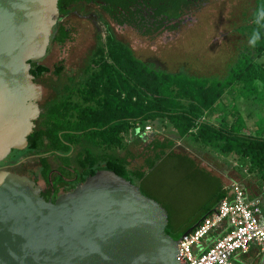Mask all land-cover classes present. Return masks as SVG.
<instances>
[{
	"label": "trees",
	"instance_id": "16d2710c",
	"mask_svg": "<svg viewBox=\"0 0 264 264\" xmlns=\"http://www.w3.org/2000/svg\"><path fill=\"white\" fill-rule=\"evenodd\" d=\"M202 1L59 0L58 11L62 18L77 4H94L116 25L149 35L174 30L181 18ZM255 1L248 24L250 49L231 66L223 79L160 70L142 62L128 46L108 35L91 58L86 77L75 82L74 88L68 89L61 99L45 104L27 138V147L21 151L13 150L10 153L13 161H2L0 166L15 164L25 156L37 157L41 176L48 183L51 178L48 155H53L65 166L60 167V171L63 173L64 170L67 178L76 176L70 166L74 165L79 171L78 178L72 180L64 192H70L100 170L113 171L136 184L143 180L145 171L129 168L128 140L135 134L137 124L142 129L149 123L165 120L179 136L191 133L196 126L197 137L215 147L219 140L230 141L223 152L231 153L232 150L235 155L245 157L253 169L264 172V136L248 133L239 120L226 129L212 126L203 119L206 112L229 96L264 89V66L254 61L264 52V0ZM53 30L52 40L58 44L62 45L70 38V31L60 21ZM30 65V74L35 81L50 72L38 61L30 62ZM61 72L59 66L53 70L57 76ZM120 152L125 153L121 156ZM164 155L165 151H162L150 161L146 165L148 170H153ZM55 181L66 185L62 177ZM51 195L49 190L46 195L41 194L46 201ZM225 195L224 191H218L204 208L203 215L210 214ZM169 226L168 221L165 232L174 240L192 227L177 233Z\"/></svg>",
	"mask_w": 264,
	"mask_h": 264
},
{
	"label": "water",
	"instance_id": "95a60500",
	"mask_svg": "<svg viewBox=\"0 0 264 264\" xmlns=\"http://www.w3.org/2000/svg\"><path fill=\"white\" fill-rule=\"evenodd\" d=\"M58 1L0 0V163L27 147L40 115L42 85L30 62L47 53ZM23 160L39 168L37 157ZM41 192L28 176L0 170V264H182L177 244L194 226L171 238L166 210L113 171L54 202Z\"/></svg>",
	"mask_w": 264,
	"mask_h": 264
},
{
	"label": "rangeland",
	"instance_id": "374dc122",
	"mask_svg": "<svg viewBox=\"0 0 264 264\" xmlns=\"http://www.w3.org/2000/svg\"><path fill=\"white\" fill-rule=\"evenodd\" d=\"M255 4V0H203L181 18L174 30L149 35L128 26L116 25L97 5L77 4L60 21L70 31V38L62 45L52 40L46 55L38 61L50 69L37 81L42 85L41 103L61 99L68 89L74 88L75 82L86 77L91 58L108 35H113L128 46L142 62L160 70L199 78L223 79L231 66L250 49L248 24ZM254 61L264 66V52ZM56 66L62 67L58 76L53 73ZM235 97L233 103L241 105L253 97L251 102L256 107L258 118L255 122L252 117L250 123H257L260 131H251L245 124L239 123L247 128L248 133L264 136V89L245 91ZM222 103L220 101L218 105ZM164 123L165 120L149 124L152 129L158 128L159 132L178 139L176 130L166 127ZM186 136V143L173 147V151L189 156L193 162L187 160L188 163H183L171 156L161 158L141 186L145 196L153 198L166 210L169 227L177 233L203 215L204 208L219 190L220 180L212 177L209 168L211 156L213 163H216V159L221 160L227 154L234 163L231 178L244 185L245 189L254 188V180H260V186L264 185V172L253 169L245 157L235 155L232 150L231 153L223 152L230 141L219 140L217 147H212L209 142L198 139L196 126ZM143 143L141 140L135 153L141 151ZM48 158L52 162V158ZM243 167L247 172L241 171ZM63 174L66 175L64 170ZM38 180L43 187L44 180L41 177ZM212 236L214 234L209 235Z\"/></svg>",
	"mask_w": 264,
	"mask_h": 264
},
{
	"label": "built area",
	"instance_id": "2783aa9c",
	"mask_svg": "<svg viewBox=\"0 0 264 264\" xmlns=\"http://www.w3.org/2000/svg\"><path fill=\"white\" fill-rule=\"evenodd\" d=\"M147 124L136 132H149ZM217 236L203 252L201 242ZM178 258L182 264H264V201L248 199L242 184L231 182L215 209L193 230L180 238Z\"/></svg>",
	"mask_w": 264,
	"mask_h": 264
},
{
	"label": "crops",
	"instance_id": "0c3cea01",
	"mask_svg": "<svg viewBox=\"0 0 264 264\" xmlns=\"http://www.w3.org/2000/svg\"><path fill=\"white\" fill-rule=\"evenodd\" d=\"M251 98H250V101L246 100L244 101V105H241L240 103L236 101H235L236 103H233V100H236V97L229 96L228 98H226L225 101H223L221 105L216 104L214 107L211 108L210 111L206 112L203 119L207 121L209 124H211L212 126L214 125L215 127H221V128H226V129H229L230 126L235 125V122L239 120L240 122L243 123V125L245 124V126L248 127L249 130L255 131V132L260 131V126L257 123H255L258 116L256 114V107L251 102ZM231 101L232 103H230ZM252 117L255 121L254 124L250 123V120L252 119ZM164 124H166L165 125L166 127L172 128L171 126H169L167 122ZM255 128L256 130H254ZM172 129L175 130L174 128ZM141 140L142 142H144L142 147H140L141 151L139 153H135L136 152L135 148L141 144ZM186 140H187L186 135L184 136L178 135V139H175V138L173 139L172 136L159 132L158 128L157 129L154 128L149 132H140V133L135 132V134L131 138H129L128 140V142H130L129 147H128L129 148L128 151L130 155L129 168L132 171L139 170V169L142 171H145V176L143 180L136 183V185L139 186L140 190H141V186L144 184L146 180L147 174L150 172L146 165L150 161L155 159L160 153H162V151H165V155L162 158L164 157L167 158L171 156V157L181 160V162L183 163H188V161L191 162L193 160L187 155L176 153L175 151H173V147H176L180 145L181 143H186L185 142ZM211 146L213 147V144ZM124 153L125 152H120V155L122 156L124 155ZM222 157L224 158H221V160L216 159L217 162L213 163V157L211 156L210 165L212 166H210L209 164L208 165L212 173V177L214 176V178H218L220 180V183H219L220 186H219L218 191L220 190L224 191L226 194L227 187L229 186L231 182L234 181L231 178L232 175L234 174V163L232 159L231 160L229 159L227 154H225ZM213 170H214V175H213ZM241 171L247 172V170L244 167L241 169ZM245 176L249 177L250 175L245 174ZM256 176L258 175H254V177ZM242 182L244 183V180ZM242 186L245 188L244 185ZM254 188L248 187V189H245L247 198L248 199L259 198L264 201V185L260 186V180H254ZM205 216L204 215L201 216L196 222V224L192 225V227L193 226L195 227ZM211 234H214V236L212 237L207 236L201 242L199 248L196 249V251L203 252L211 245L212 241L217 236L216 233H211Z\"/></svg>",
	"mask_w": 264,
	"mask_h": 264
},
{
	"label": "flooded vegetation",
	"instance_id": "af4514ba",
	"mask_svg": "<svg viewBox=\"0 0 264 264\" xmlns=\"http://www.w3.org/2000/svg\"><path fill=\"white\" fill-rule=\"evenodd\" d=\"M62 18H60V21H61ZM42 101V99H41ZM41 101L39 102V108H40V115L42 113V110L45 106V104H47L48 102H51L52 99H50L49 101H43L41 103ZM39 115V117H40ZM38 117V119H39ZM37 119V121H38ZM49 157L52 158V162H50L51 164V178H49V182L47 183L41 176V165L38 164L39 168H30L29 166H26L25 163L26 161H19L15 164H4L2 166H0V170H6V171H10V172H13V173H17V174H20V175H25V176H28L31 180H33L35 183L38 184V177H41L43 180H44V186H39L41 187V194L43 195H46V192L47 190L51 191V196H47L48 200H56V198L61 195L64 191H65V188L66 186L71 183L72 180H76L78 178V174H79V171L76 169V167L74 165L70 166V168L72 170H74L76 172V176L74 178H67L61 171H60V167H65L63 166V164L61 163V161L57 158H55V156L53 155H48ZM57 177H62V180L65 182L66 185H60V183H57L55 180ZM198 221V220H197ZM196 221V222H197ZM196 222L194 224H196ZM192 224V225H194Z\"/></svg>",
	"mask_w": 264,
	"mask_h": 264
}]
</instances>
